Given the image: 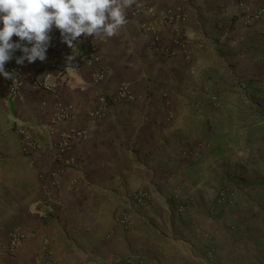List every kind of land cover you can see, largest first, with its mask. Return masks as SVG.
<instances>
[{"label":"crops","instance_id":"crops-1","mask_svg":"<svg viewBox=\"0 0 264 264\" xmlns=\"http://www.w3.org/2000/svg\"><path fill=\"white\" fill-rule=\"evenodd\" d=\"M62 51L76 68L25 61L15 96L0 76V165L31 173L0 264H264V0H136L115 36Z\"/></svg>","mask_w":264,"mask_h":264},{"label":"clouds","instance_id":"clouds-1","mask_svg":"<svg viewBox=\"0 0 264 264\" xmlns=\"http://www.w3.org/2000/svg\"><path fill=\"white\" fill-rule=\"evenodd\" d=\"M136 0H0V76L12 79L5 65L44 62L53 29L62 42L76 49L81 36L105 40L128 23V9ZM13 37L18 38L14 41ZM74 57H67L70 63Z\"/></svg>","mask_w":264,"mask_h":264},{"label":"built area","instance_id":"built-area-1","mask_svg":"<svg viewBox=\"0 0 264 264\" xmlns=\"http://www.w3.org/2000/svg\"><path fill=\"white\" fill-rule=\"evenodd\" d=\"M170 14L173 15V11H170ZM184 18V17H182ZM51 43L47 51H49L53 57L52 62H51V68L52 69H59V67H67V69L71 68H76L78 64L76 62H70L67 63V57L68 55L62 51V39L60 36L59 30L53 29L51 33ZM79 41H88V37L85 38L84 36H81L78 38ZM182 46V45H181ZM22 67L23 65H18L17 63L9 61L5 65V70L8 72H13L12 73V79L6 80V83L8 85V94L11 96H15L19 93L21 87L24 84V80L22 79L21 72H22ZM44 85L48 88H51V85H49L47 82L44 83ZM116 98L118 100H124V99H130L133 100V96L131 93L128 91L126 87H122L116 95ZM70 117V112L68 107H61L53 121L54 124L56 125H62L66 122H68ZM18 135L21 137L22 141L27 145L31 146H37L36 139L34 134L28 130L25 127H20L17 129ZM89 136L87 131H77V130H71L70 137L79 142L82 140L87 139ZM62 148L64 149H71L70 145L68 143H64L61 145ZM75 163V158L70 157L66 161L67 166H72ZM226 196V193H222L221 197L224 198ZM135 201H137L140 204H144L148 202L151 197L149 193L147 192H138L134 195ZM132 217L129 212H125L121 215H118L116 217V225L118 226H128L131 224ZM24 236L17 230L12 231L10 234V242H9V251L14 252L16 251L20 245L23 243ZM134 262H130L129 264H133Z\"/></svg>","mask_w":264,"mask_h":264},{"label":"rangeland","instance_id":"rangeland-1","mask_svg":"<svg viewBox=\"0 0 264 264\" xmlns=\"http://www.w3.org/2000/svg\"><path fill=\"white\" fill-rule=\"evenodd\" d=\"M0 165V261L7 260L8 253L5 251V246L10 242H4L6 233L9 232V238L12 231H14V225H19L22 221L21 209H24L23 203L26 198V189L24 186V181L31 180V173L24 168L22 161L19 158H15L8 165L3 163ZM118 206H112L111 211L113 215L119 212ZM13 211L15 214H13ZM21 212V216H19ZM14 216L17 219H14ZM14 228V229H13ZM16 230V229H15ZM18 231V230H17ZM20 232V231H19ZM6 236V237H5ZM252 242L244 243L242 239H237L236 247L245 248L244 246H250L254 244V241H259L260 237L257 235H252ZM9 246V245H8ZM246 252V250H242Z\"/></svg>","mask_w":264,"mask_h":264}]
</instances>
